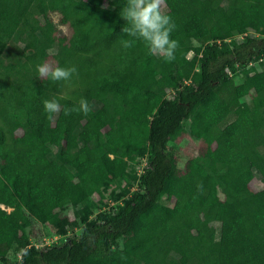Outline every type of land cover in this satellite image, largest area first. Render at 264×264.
Returning a JSON list of instances; mask_svg holds the SVG:
<instances>
[{
    "label": "trees",
    "instance_id": "obj_1",
    "mask_svg": "<svg viewBox=\"0 0 264 264\" xmlns=\"http://www.w3.org/2000/svg\"><path fill=\"white\" fill-rule=\"evenodd\" d=\"M161 10L170 61L122 46L112 0H0V264H264V0ZM41 64L76 72L52 81ZM34 227L77 233L37 247Z\"/></svg>",
    "mask_w": 264,
    "mask_h": 264
},
{
    "label": "clouds",
    "instance_id": "obj_2",
    "mask_svg": "<svg viewBox=\"0 0 264 264\" xmlns=\"http://www.w3.org/2000/svg\"><path fill=\"white\" fill-rule=\"evenodd\" d=\"M163 0H128L123 9V17L128 21V26L123 32L130 39H122L123 47H131L136 40L143 41L151 53L163 55L166 60L174 59V51L177 48V41L171 39V33L175 29V23L171 16L161 10ZM40 76H47L52 81H69L76 68L73 67H49L41 64L37 66ZM44 111L48 114H55L60 111L61 104L56 99L43 101ZM76 111L87 114L90 111L89 103L86 99L79 100V107ZM65 109V115L68 114ZM23 255H27V249L21 250Z\"/></svg>",
    "mask_w": 264,
    "mask_h": 264
},
{
    "label": "rangeland",
    "instance_id": "obj_3",
    "mask_svg": "<svg viewBox=\"0 0 264 264\" xmlns=\"http://www.w3.org/2000/svg\"><path fill=\"white\" fill-rule=\"evenodd\" d=\"M112 6L113 8L118 11V12H123V9L125 7H122L121 3H120V0H112ZM51 19L53 21V23L58 27V28H62L63 30H65V27L64 26H61L59 24V15L57 14H52L51 15ZM60 25V26H59ZM20 47L15 44V43H10L8 44V46L6 47L4 53H3V58L6 60V61H9V62H13L19 55L20 53ZM34 57V55L32 53H29L27 54V59H32ZM188 58L190 59L191 63H192V66L195 65V60L192 59V54H188ZM234 84L237 85L241 82V79L239 77L235 78L233 80ZM41 94V90H37L36 93H35V97L39 96ZM164 96L166 97H169V94L168 93H164ZM244 101H248V98H245ZM187 142V141H186ZM186 142H181L179 143L180 146H179V149L183 150L182 152L184 154H186V151L189 147L191 148L192 145H189L188 144H185ZM191 142V141H190ZM184 154H181L180 158H179V169H182L184 168V165H185V156ZM142 165H144V162H142L141 166L137 168V171L139 173V171L141 170L142 168ZM253 188L255 189V191L257 192L258 196H263L264 195V183H262L261 181H259V179H255L253 181ZM108 194V192L106 193ZM163 203H166L164 200H163ZM63 214H65V216H67L69 219L73 220L75 218H77L75 212H73L69 206H66L64 208V211H63ZM29 231H32V234H31V242L33 244H35L37 247H40L42 245H51L53 243H62L65 241L66 237L67 236H72L73 233H77L76 231L74 232H71V230H68V233L66 234V236H55V235H50V236H43L41 235L40 238L38 237L39 236V233H41L42 230L38 229L37 227H34V228H30ZM38 237V238H37ZM9 259L13 262L16 263V260L18 259V257L15 256V254L11 253L9 255Z\"/></svg>",
    "mask_w": 264,
    "mask_h": 264
}]
</instances>
